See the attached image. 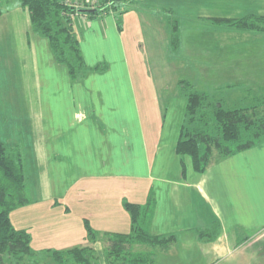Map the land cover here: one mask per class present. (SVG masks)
Here are the masks:
<instances>
[{"label":"crops","instance_id":"0c3cea01","mask_svg":"<svg viewBox=\"0 0 264 264\" xmlns=\"http://www.w3.org/2000/svg\"><path fill=\"white\" fill-rule=\"evenodd\" d=\"M62 1L80 8L110 6V0ZM121 1L128 6L121 26L115 10L74 16L86 64H106L78 79L56 61L49 40L32 32L29 11L19 1L0 16V141L23 146L29 177L30 202L16 219L11 214L12 221L30 231L37 254L78 244L106 251L104 235L89 242L85 219L102 233L128 232L123 200L144 205L153 192L145 229L176 236L154 264H238L239 255L264 241V140L216 154L205 171H196L192 158L176 151L184 121L167 132L169 143L163 144L164 120L154 86L141 77L139 50H145L146 24L169 39L170 49L163 50H174L171 18L215 23L212 18L264 15V0ZM148 8L168 17H154ZM180 36L185 37L181 25ZM231 51L234 76L261 69L255 61L264 50L246 56ZM214 222L220 223L219 236L201 240L197 229Z\"/></svg>","mask_w":264,"mask_h":264},{"label":"trees","instance_id":"16d2710c","mask_svg":"<svg viewBox=\"0 0 264 264\" xmlns=\"http://www.w3.org/2000/svg\"><path fill=\"white\" fill-rule=\"evenodd\" d=\"M0 0V16L5 9ZM30 14L32 32L47 38L56 61L67 67L72 79L84 77L92 69L104 70L106 64L90 68L84 59L80 36L74 25L76 14H86L90 18L110 10L121 15L128 6L121 0H110V6L80 8L62 0H18ZM83 9H86L83 11ZM216 24L264 33V15L248 14L243 17L212 18ZM171 45L174 51L181 45L180 23L177 18L170 19ZM253 88L250 89L252 91ZM179 93L187 99L186 120L182 125L176 151L192 158L196 171L203 172L215 158L227 156L252 147L264 140V97L257 104L243 107L226 106L222 98L200 92L196 85L186 78L178 81ZM215 123L216 132L210 129ZM150 192L146 204L123 200V206L130 215L128 232H100L85 219L87 238L96 243L102 235L108 238L106 262L108 264H154L160 252L170 250L176 242L174 234L156 235L148 232L144 225L149 218L153 202ZM30 202L29 177L25 154L21 146H10L0 141V259L8 254L10 259L21 262L27 256H36L33 238L29 230L17 228L11 214L20 206ZM221 231L220 223L214 222L206 228H198L197 234L203 241L215 240ZM136 244L147 249L133 251ZM45 254L53 257L57 264H99L96 248L78 244L66 249H48Z\"/></svg>","mask_w":264,"mask_h":264},{"label":"rangeland","instance_id":"374dc122","mask_svg":"<svg viewBox=\"0 0 264 264\" xmlns=\"http://www.w3.org/2000/svg\"><path fill=\"white\" fill-rule=\"evenodd\" d=\"M17 1L4 0L2 7L6 10ZM147 11H150L154 17L163 19L168 17L166 13L160 14L158 8H148ZM180 21L181 30L185 36L184 39L181 38V45H183L180 50H163L166 46L169 48V39H163L161 35L159 36V32L156 35L152 28L154 24H151L152 26L146 24L143 27L142 37L145 50H139L142 61H144L143 70L140 72L141 77L143 80L150 81L154 86L161 118L164 120L166 140H163V144L169 143L167 132L171 131V128L175 132L186 120L187 99L178 91V81L181 78L193 82L200 92H207L212 97L222 98L225 105L229 107L251 106L257 104L258 98L264 97V72H262L264 56L259 55L255 61V64L260 65V70L249 67L237 73L235 77L231 71L232 56L230 53L231 50H241L242 56H246L244 52L248 50H264V33L240 30L205 20L186 18ZM232 32H239L240 36L231 37ZM246 64L244 62L242 66L247 67ZM219 73L225 76L220 77ZM254 76H259V78H254ZM245 79L251 81L247 82ZM251 88H253L252 91H250ZM210 129L212 132L217 131L213 121H211ZM20 146L23 148L22 145ZM24 207L25 205L15 209L12 213L13 218L16 219V214L22 212ZM140 250H143V247H133V251ZM254 252L256 254L252 255ZM98 254L99 264H108L106 251L98 248ZM247 257L249 259L253 257L252 261ZM238 259V264H264V241L246 249ZM0 264H57V262L53 257L41 252L36 256H27L21 262L10 259V256L6 254L3 256V262L0 259Z\"/></svg>","mask_w":264,"mask_h":264},{"label":"water","instance_id":"95a60500","mask_svg":"<svg viewBox=\"0 0 264 264\" xmlns=\"http://www.w3.org/2000/svg\"><path fill=\"white\" fill-rule=\"evenodd\" d=\"M86 9H83V11H85Z\"/></svg>","mask_w":264,"mask_h":264}]
</instances>
